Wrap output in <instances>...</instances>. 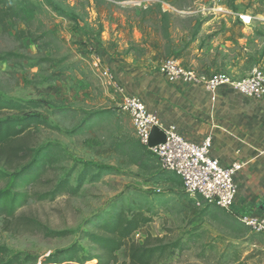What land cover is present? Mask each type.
Returning a JSON list of instances; mask_svg holds the SVG:
<instances>
[{
	"label": "rangeland",
	"instance_id": "1",
	"mask_svg": "<svg viewBox=\"0 0 264 264\" xmlns=\"http://www.w3.org/2000/svg\"><path fill=\"white\" fill-rule=\"evenodd\" d=\"M32 1L42 12L31 27L15 24L7 33L0 31V55L12 52L19 56L0 62V97L43 103L39 113L51 128L33 131L34 146H58L52 169L44 178L48 183L30 191H46L49 182L68 174L74 186L76 176L87 167L92 174L103 173L93 181L89 175L75 196L63 195L50 203L29 200L15 219L0 218V246L6 249L0 264L10 259L12 264H44L47 259L61 258L58 254L74 244L81 247L76 257L79 262L88 254V242L81 235L90 228L88 220L120 198L132 204L144 198L167 200V205L158 208L152 223L124 243L117 253L119 263L127 261L132 241L143 243L149 236L163 244L183 245L182 251L176 250L159 264H264L260 236L251 231L241 236L202 216L205 204L200 199L187 201L178 177L160 166L156 170L140 168L133 162L136 154L114 151L113 139L139 141L129 117L119 107L120 95L93 66V60H99L122 86L112 56L139 59L143 40L152 49L150 60L174 59L210 76L231 67L230 74L238 80L248 78L256 69L264 71V0H54L64 17L47 9L43 0ZM240 14L252 19L249 32L255 36L254 55L226 43L233 36L230 33L224 32V43L219 41V33L230 26L246 34L239 26ZM43 32L49 35L39 38ZM61 109L74 113L52 115ZM97 111L112 115L81 135L70 133L83 114ZM150 153L151 160L157 161ZM4 188L0 184V190ZM22 216L34 218L49 231L69 235L48 238L35 230L25 231L17 226Z\"/></svg>",
	"mask_w": 264,
	"mask_h": 264
},
{
	"label": "trees",
	"instance_id": "2",
	"mask_svg": "<svg viewBox=\"0 0 264 264\" xmlns=\"http://www.w3.org/2000/svg\"><path fill=\"white\" fill-rule=\"evenodd\" d=\"M43 2L47 9L60 17L65 16L54 0H43ZM41 12L42 8L35 5L32 0H0V31L7 33L15 24H22L29 28L33 25L36 15ZM20 33H25V31ZM48 35V32H43L39 38ZM37 40L38 37L34 38L35 42ZM17 58L19 56L16 54L6 52L0 55V62ZM43 107L44 104L38 101L16 102L0 97V184L5 186L4 189L0 190V218L15 219L17 212L26 206L29 200L50 203L63 195L75 196L89 175V179L93 181L97 180L103 173V171L98 170L96 174H92L93 170L87 167L76 176L74 186L70 184L71 175L68 174L55 182H49L51 183L50 188L46 191L41 193L30 191L33 187L48 183L45 182L44 178L52 169L53 159L58 151L57 144L53 143L34 146L33 131L37 128H51L46 119L39 113ZM58 111L52 112V115L56 113L71 115L74 113L67 109ZM111 115L112 113L109 111L83 114L79 124L70 133L81 135L97 125L98 122L109 119ZM112 148L118 153H123V155L136 154V159L133 162L140 168L159 169L158 159L156 158L157 161L151 160L149 157L150 150L137 141L113 139ZM159 174L160 172L154 175ZM178 186H182L181 181H178ZM182 195L187 201H194L185 193ZM166 205L167 200L160 199L151 201L144 198L134 204L126 202L122 198L114 200L108 208L88 220L89 230L81 233L88 242V254L83 256L79 263L159 264L176 250L182 251V244L176 242L163 244L147 236L143 243L132 241L128 246L127 261L118 262L117 253L122 250L124 243L140 232L143 226L152 223L153 218L159 213L158 208L166 207ZM200 214L220 222L241 236L250 231L241 226L229 212L216 207L204 205ZM17 226L25 231L27 229L35 230L48 238H64L69 235L66 231H49L34 218L23 216L17 219ZM80 252L81 247L74 244L58 254L61 258L47 259L44 264L77 262L76 257ZM5 253L6 249L0 246V255ZM59 259L60 261H58ZM12 263L13 260L10 259L1 264Z\"/></svg>",
	"mask_w": 264,
	"mask_h": 264
},
{
	"label": "crops",
	"instance_id": "3",
	"mask_svg": "<svg viewBox=\"0 0 264 264\" xmlns=\"http://www.w3.org/2000/svg\"><path fill=\"white\" fill-rule=\"evenodd\" d=\"M239 26L246 34L230 26L219 33V41L224 43V34L230 33L233 36L226 43L254 55L255 36L253 31L249 32L252 26H244L240 21ZM139 49L142 56L134 61L117 57L116 53L112 56L111 60L117 62L114 69L122 80L124 91L140 97L163 125H174L187 141L200 144L209 137L211 156L220 165L243 162L245 166L237 178L236 200L229 213L233 218L263 216L264 100L241 97L223 86L211 95L200 85H170L157 73L158 67H150L163 61L149 59L152 52L149 42L146 44L142 40ZM230 68L223 74L238 80L230 74L234 71ZM196 72L210 76L199 70Z\"/></svg>",
	"mask_w": 264,
	"mask_h": 264
},
{
	"label": "built area",
	"instance_id": "4",
	"mask_svg": "<svg viewBox=\"0 0 264 264\" xmlns=\"http://www.w3.org/2000/svg\"><path fill=\"white\" fill-rule=\"evenodd\" d=\"M240 23L251 25L252 19L247 14L238 15ZM93 66L99 77L120 95V109L130 119L134 134L139 143L147 148L153 127L165 136L164 143L152 149L162 170L178 177L183 192L192 199H200L205 205L229 212L237 196V178L245 164L240 161L222 166L211 156V139L202 143L187 141L177 132L174 125H163L156 114L150 111L144 101L135 95H128L123 87L116 83L112 72L93 60ZM157 73L170 85H200L211 95L219 87H227L241 97L264 100V71L256 69L251 76L242 80H233L223 73L203 76L174 59L164 60L157 68ZM239 224L264 240V215L236 217ZM62 264H90V262H67Z\"/></svg>",
	"mask_w": 264,
	"mask_h": 264
},
{
	"label": "water",
	"instance_id": "5",
	"mask_svg": "<svg viewBox=\"0 0 264 264\" xmlns=\"http://www.w3.org/2000/svg\"><path fill=\"white\" fill-rule=\"evenodd\" d=\"M164 141H165L164 134L156 127H153L150 132V136H149L148 143H147V148L152 149L156 145L164 143Z\"/></svg>",
	"mask_w": 264,
	"mask_h": 264
}]
</instances>
